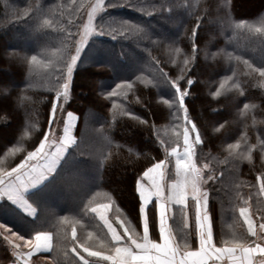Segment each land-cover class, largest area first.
Here are the masks:
<instances>
[{"label": "trees", "instance_id": "16d2710c", "mask_svg": "<svg viewBox=\"0 0 264 264\" xmlns=\"http://www.w3.org/2000/svg\"><path fill=\"white\" fill-rule=\"evenodd\" d=\"M93 2L0 0V169L14 168L48 131L49 101L61 89L57 69L64 67L66 72L65 62ZM102 4L94 17L97 33L84 45L64 103L65 111L78 118L74 130L78 149L67 152L57 172L25 194L36 210L34 216L0 199V225L24 239L49 231L52 248L41 255L44 264H112L103 255L112 254L123 241H111L92 212L98 204L108 205L107 216L117 228L123 225L142 237L136 181L149 166L164 160L171 147H181L185 128L162 69L167 81L179 79L189 90L185 102L189 118L204 138V144L196 146L195 163L215 177L205 185L215 245L253 242L240 209L247 208L257 226L264 223V181L258 179L264 176L260 75L264 0H103ZM112 29H127V34L116 39L98 34ZM193 29L198 30L195 39ZM32 56L36 63H29ZM187 79L195 85L189 88ZM113 91L115 96L110 95ZM9 98L11 103L2 101ZM230 144L237 147L229 150ZM171 171L170 162L165 182L174 178ZM118 194L127 197L126 202ZM54 195L56 204L51 201ZM168 223L180 251L199 245L189 234L194 231V216L186 221L181 205H172ZM5 228H0V245L12 233ZM157 230L158 221L150 231L152 238L158 237ZM85 247L100 256L85 254ZM8 252L5 249L1 257ZM6 258L8 262L9 255Z\"/></svg>", "mask_w": 264, "mask_h": 264}, {"label": "snow or ice", "instance_id": "6c2138e0", "mask_svg": "<svg viewBox=\"0 0 264 264\" xmlns=\"http://www.w3.org/2000/svg\"><path fill=\"white\" fill-rule=\"evenodd\" d=\"M91 18L90 15L89 19ZM45 24L47 25L48 22L46 21ZM197 31V29L192 30L193 39L197 37ZM98 34H108L113 39H116L117 36H126L127 29L124 32H117L116 29H112L109 32L102 30ZM69 38L75 39V35L69 34ZM84 49V46L78 42L76 44V54L71 55L70 60L65 62L66 72L64 67L57 69L58 76L56 83L60 85L62 91L57 89L55 98L49 101L51 109L46 117L49 127L48 131L42 132L44 138L40 139L39 145L35 147L34 151H29L24 159L14 168H11L10 171L0 169V199L15 203L27 213L34 214V209L32 204L22 196V191L52 176L57 172L58 165H60L65 154L73 148L78 149V140L74 134L78 118L73 112H68L67 116H64L65 104L60 101L67 102L69 99V91L72 89L73 72ZM198 51L199 48L194 43L193 52L197 53ZM36 62L37 57L32 56L29 63ZM184 63L188 65L189 61L185 60ZM161 75L165 77L166 82L170 83L171 88L174 90L173 106L178 105L177 115L183 114L185 124L183 132L184 150L183 154H177L176 172L177 175L183 173L185 179L183 183L174 184L170 188H162L157 176L161 178L164 176L165 173L161 169H164L165 161L159 160L143 173V176L148 177L151 181V186L147 190L141 187L140 180L136 181L135 191L139 195L137 221L143 227L142 237L133 235L132 230L128 228H124L123 233H118L104 217L103 213H101L100 218L104 220L108 232L111 234V241L115 244H120L123 241L127 245L126 247H115V255L104 257V259L111 260L112 264H208L210 260L219 261L224 256H227L231 264H254L252 259L254 254L259 253L261 257H264V246L256 244L255 247H251L245 246L244 243L233 241L231 246L218 248L213 241V229L209 210L210 197L209 191L204 186L208 181L215 179V177L208 175L204 169L198 168L195 163V158L197 157L196 146L203 145L204 138L196 124L189 118V110L185 103L189 90L181 86L179 79L167 81V74L162 69ZM260 75L264 77V70H260ZM187 84L191 88L195 85V81L187 79ZM120 87L121 85H117V88ZM128 87L131 88L132 85L128 84ZM216 94L219 95V91ZM110 95L115 96V91ZM247 107L248 105L246 104L245 108ZM58 111L61 113L60 115L57 114ZM53 125L56 128H53ZM189 125L190 127H188ZM220 128H224V125H221ZM216 131H220V129H216ZM58 132L60 133L59 135L57 134ZM193 133H195L194 138H192ZM50 136L53 139L50 140ZM234 147L237 146L228 145L229 150ZM175 151L173 149L174 153ZM32 161H37V163L31 164L30 162ZM40 162L43 163L40 164ZM205 168L207 169L208 166L205 165ZM208 171H211V169H208ZM206 175L207 179H204ZM258 179L264 181V176ZM164 191L169 192L167 197L163 195ZM261 192H264V183H261ZM174 203L182 206V212L186 221L191 220L194 216V231H190L189 234L195 235L199 241V248L196 251L184 250L183 255H180V249L173 246V237L168 229L167 221L168 213ZM101 207L107 209L108 205H102ZM92 211L96 212L97 209H92ZM240 215L245 219L248 234L253 237L257 236V231L253 227V222L248 217L245 208L240 209ZM261 219H264V217H261ZM157 221L159 238L162 243H155L150 240V231L156 229ZM0 228H5V226L0 225ZM185 228H190V224L185 223ZM259 228L261 232H264V223L260 224ZM5 231L12 232L8 228H5ZM12 235L20 243L8 239L7 236H5V240L16 249L15 255L17 257L31 256L33 252L50 247L51 235L47 232L37 231L28 240H25L24 236L18 235L16 232H12ZM77 239L75 230H73V251H77L75 246ZM23 248H26L27 251L23 252ZM134 248L136 251H134ZM186 248L187 244H185ZM83 251L88 253L89 256H100L99 252H89L87 247ZM85 264H91V261H85ZM260 264H264V259L260 260Z\"/></svg>", "mask_w": 264, "mask_h": 264}, {"label": "rangeland", "instance_id": "374dc122", "mask_svg": "<svg viewBox=\"0 0 264 264\" xmlns=\"http://www.w3.org/2000/svg\"><path fill=\"white\" fill-rule=\"evenodd\" d=\"M103 0H94V2L87 8V12H85V14H84V16H83V19H82V24H81V28H80V32H79V34H78V36H77V41H76V43H75V45H74V48H73V53H72V55H75L76 54V44L79 42V43H81L83 46L86 44L85 43V41H88V39H89V37L90 36H93L94 34H96L97 33V30L95 29V27H94V17H95V15L97 14V13H99V11L102 9V6H103ZM90 15H91V19H89V17H90ZM25 44H27V43H25ZM121 68H123V69H125L124 67H121ZM121 68H119V70H121ZM67 70V69H66ZM9 80H7L6 79V81L5 82H3V83H7ZM89 91H88V93H92L93 92V90H92V88L90 89V88H87ZM61 91H62V89H60ZM5 100H8L9 101V103H11V101H10V98L9 99H3L2 101L3 102H6ZM1 101V102H2ZM61 103H65L63 100H61L60 101ZM158 111H159V109H157ZM68 112H70V111H64L63 112V115L64 116H67V113ZM58 115H60L61 113L58 111V113H57ZM75 115V114H74ZM76 116V115H75ZM53 128H56V126L55 125H53L52 126ZM188 127H190V126H188ZM61 128H62V125H61ZM182 132H184V128L181 130ZM58 135L60 134L59 132L57 133ZM195 137V133H193L192 134V138H194ZM44 138V137H43ZM49 139L51 140V139H53V137H49ZM57 143H58V141H57ZM173 149H175L176 151H175V153L173 152ZM183 150H184V143H183V137H182V145H181V147H177V146H173V147H171L170 149H169V151H168V153H167V156H166V158L164 159V161H165V167H164V169H161V171H163L165 174H164V176L163 177H165L166 176V169H167V167H168V165H169V163L171 162V170L173 171V173H174V178L171 180V181H168V182H165L166 181V178H161V177H158L157 176V179L160 181V183H161V185H162V188H170L172 185H174V184H177V183H183L184 182V179H185V177H184V174L183 173H181L180 175H177V172H176V158H177V154H183ZM31 164H36L37 163V161H32V162H30ZM43 162H40V164H42ZM155 163H157V162H155ZM152 166V165H151ZM151 166H149V167H151ZM148 167V168H149ZM147 168V169H148ZM146 169V170H147ZM145 170V171H146ZM144 171V172H145ZM171 171V172H172ZM123 172H124V170L123 171H120V174H123ZM143 172V173H144ZM143 173H142V175H141V177H142V179H140V181H141V187H143V188H145V190H147L150 186H151V181H150V179L148 178V177H144L143 176ZM153 175H155V174H153ZM117 179V178H116ZM118 180V179H117ZM45 181V180H44ZM44 181H41L40 183H38V184H36L35 186H29V187H27V188H25L23 191H22V196L26 199V197H25V194L27 193V192H29L30 190H33V189H35L36 187H38L39 185H41ZM205 187V186H204ZM59 194L60 193H64V192H58ZM65 194L66 195H69V192H65ZM119 195V197L121 198V200H122V202L124 203V202H126V199H127V197H124V196H122V195H120V194H118ZM163 195L165 196V197H167L168 195H169V192L168 191H164L163 192ZM55 197H56V195H54L52 198H51V201L52 202H55V204H56V199H55ZM128 197H130V196H128ZM128 200H129V198H128ZM15 206H17L15 203H13ZM175 204V203H174ZM173 204V205H174ZM58 205H63V203H58ZM102 205H105V204H98V205H95L94 207H92V209H97V211L96 212H93L97 217L99 216L100 217V214L101 213H103V215L105 214V211L107 212V209H104V208H102L101 206ZM33 207V206H32ZM34 208V207H33ZM246 209V211H247V208H245ZM34 210H35V208H34ZM22 211V210H21ZM22 212H24V211H22ZM35 212H36V210H35ZM35 212H34V214H35ZM25 213V212H24ZM171 213V210L169 211V213H168V219H169V214ZM26 214V213H25ZM34 214L33 215H30V214H26V215H28V216H34ZM247 214H248V217L252 220V222H253V227L255 228V230L257 231V236H255L254 237V240H253V242H251V243H248V244H246L245 246H251V247H255V245L256 244H260L261 246H264V232H261V230H260V228H259V226H257L256 225V223H255V221L252 219V216L249 214V212L247 211ZM243 217V216H242ZM107 219V218H106ZM243 219H244V217H243ZM245 220V219H244ZM104 222V221H103ZM109 222V221H108ZM110 223V222H109ZM111 224V223H110ZM262 224V223H261ZM112 225V224H111ZM113 226V228H117L115 225H112ZM167 226H168V229L170 230V227H169V223H168V221H167ZM108 229V228H107ZM106 229V230H107ZM116 230H118L117 232L118 233H123V231H124V227H123V225H121L119 228H117ZM142 232H143V227H142ZM7 233V232H6ZM151 233V232H150ZM7 235L9 236V237H12L13 239H15V237L12 235V233L11 234H9V233H7ZM150 237H151V234H150ZM121 244H123L125 247L127 246V245H125L124 243H121ZM124 246H121V247H124ZM134 247V246H133ZM218 248L219 247H226V246H217ZM135 249V248H134ZM136 250V249H135ZM113 253H115V252H113ZM113 255H115V254H113ZM108 256H110V254H108V255H103V258L104 257H108ZM253 261H254V264H260V260L261 259H264V257H261L260 256V254L259 253H256V254H254L253 255ZM224 260H227V263L224 261ZM228 261H230L229 259H228V257L227 256H224L221 260H219V261H217L216 263L217 264H231V261H230V263H228ZM107 263H112V261L111 260H107ZM211 264V263H210Z\"/></svg>", "mask_w": 264, "mask_h": 264}, {"label": "crops", "instance_id": "0c3cea01", "mask_svg": "<svg viewBox=\"0 0 264 264\" xmlns=\"http://www.w3.org/2000/svg\"><path fill=\"white\" fill-rule=\"evenodd\" d=\"M20 210H22L19 206H17ZM34 209V208H33ZM22 211H24V210H22ZM26 214H30V213H27L26 211H24ZM34 212H35V210H34ZM30 215H33V214H30ZM104 217L105 218H107V220L112 224V225H114L111 221H110V219L108 218V216H107V212L105 211V214H104ZM98 218L100 219V221L104 224V226H105V228L107 229V226L105 225V223L103 222L104 220H102L99 216H98ZM117 229V228H116ZM118 231V230H117ZM170 231V230H169ZM41 232H47V233H49L50 235H51V233L49 232V231H41ZM107 232H108V229H107ZM119 232V231H118ZM109 233V232H108ZM35 235V234H34ZM33 235V236H34ZM109 235H110V237H111V234L109 233ZM157 235H158V237L157 238H152V237H150V240H152V241H154L155 243H162V241L160 240V238H159V231L157 230ZM172 235V234H171ZM264 235V234H263ZM6 236V235H5ZM8 237V239H10V240H14L15 242H17V243H20V241H17L16 240V238L15 239H13L12 237H9V236H7ZM4 239H5V237H4ZM25 240H28V238H26ZM5 242H6V244H7V248H6V244H5ZM2 245V246H1ZM0 245V249L2 250V252H0V264H25V261H26V264H44V262L42 261V259H41V255H44V254H47V253H49L50 252V250H51V248H52V235H51V242H50V247L49 248H42V249H40L39 251H37V252H33L32 253V255L31 256H27V257H17V255H15V252H16V249L15 248H13L11 245H9V243L5 240L4 241V243H2ZM121 246H124L123 244H120V245H118L117 247H121ZM173 246L174 247H176V245L174 244V242H173ZM125 247V246H124ZM217 247V246H216ZM199 248V245L196 247V248H194V249H188V251H196L197 249ZM5 249H6V251L9 249V251L10 252H8L9 254H7L6 256H8L9 255V257H10V260L7 262V258H6V256H4V258H2L1 256V254L5 251ZM84 248H82V250H83ZM22 251L23 252H26L27 251V249L26 248H23L22 249ZM134 251H136L135 249H134ZM89 252H93V251H90L89 250ZM115 252V251H114ZM85 254H88V253H86L85 252ZM113 254H115V253H112V254H110V256H112ZM106 255H108V254H106ZM180 255H183V251H180ZM105 256V255H104ZM82 259H84L82 256H80ZM226 263H227V260H224ZM217 261L216 260H210V261H208V264H217L216 263ZM228 263H230V261H228Z\"/></svg>", "mask_w": 264, "mask_h": 264}]
</instances>
